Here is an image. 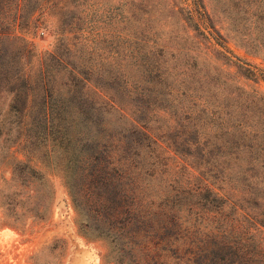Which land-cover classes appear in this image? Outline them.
I'll use <instances>...</instances> for the list:
<instances>
[{"label": "rangeland", "instance_id": "obj_1", "mask_svg": "<svg viewBox=\"0 0 264 264\" xmlns=\"http://www.w3.org/2000/svg\"><path fill=\"white\" fill-rule=\"evenodd\" d=\"M0 8V264H264V0Z\"/></svg>", "mask_w": 264, "mask_h": 264}, {"label": "trees", "instance_id": "obj_2", "mask_svg": "<svg viewBox=\"0 0 264 264\" xmlns=\"http://www.w3.org/2000/svg\"><path fill=\"white\" fill-rule=\"evenodd\" d=\"M9 1V0H4V2ZM13 1V0H10ZM4 2L2 0H0V4L3 5ZM1 9V8H0ZM26 91V86L24 84V92ZM24 98H23V107H25L26 102H27V95L23 94ZM9 107L6 110V115H0V137H1V141L2 144L0 143V147L4 146L6 147V150L8 149V147L10 145H12L21 135H22V107L18 105L17 108H12V106H14L13 100L9 102ZM24 114V112H23ZM11 115H13L14 117H16V115H18V118L16 120H14V118L11 119ZM10 116V117H9ZM12 130H14V133H12ZM24 132V130H23ZM49 135L48 130L44 133V137L46 138V136ZM34 141V139H33ZM52 140H50V144L52 146ZM46 142V141H45ZM6 143V145H5ZM0 154H1V150H0ZM47 154V153H46ZM48 155V154H47ZM17 165H23V161H16ZM34 174H37V171L33 170Z\"/></svg>", "mask_w": 264, "mask_h": 264}]
</instances>
